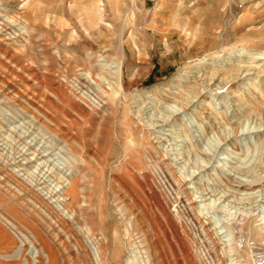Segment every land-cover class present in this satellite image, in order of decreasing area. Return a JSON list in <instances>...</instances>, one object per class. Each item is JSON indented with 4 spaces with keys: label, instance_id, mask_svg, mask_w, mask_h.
Listing matches in <instances>:
<instances>
[{
    "label": "rangeland",
    "instance_id": "374dc122",
    "mask_svg": "<svg viewBox=\"0 0 264 264\" xmlns=\"http://www.w3.org/2000/svg\"><path fill=\"white\" fill-rule=\"evenodd\" d=\"M0 12V264H264V0Z\"/></svg>",
    "mask_w": 264,
    "mask_h": 264
},
{
    "label": "bare ground",
    "instance_id": "6f19581e",
    "mask_svg": "<svg viewBox=\"0 0 264 264\" xmlns=\"http://www.w3.org/2000/svg\"><path fill=\"white\" fill-rule=\"evenodd\" d=\"M18 25L19 24L16 23L14 18H12V16H9L8 13L4 14L3 12H0V41L4 42V41L10 40L12 38H20L22 32L20 30L21 27H19ZM84 78L88 79L89 77L84 76ZM83 80L85 81V79H83ZM90 81L91 80H89V83H90ZM71 188L73 190L74 185L71 184ZM73 196L75 197V195H73ZM61 201H62V199H61Z\"/></svg>",
    "mask_w": 264,
    "mask_h": 264
}]
</instances>
